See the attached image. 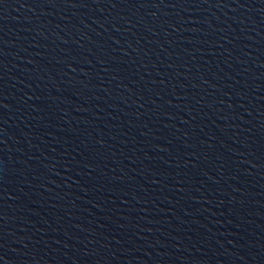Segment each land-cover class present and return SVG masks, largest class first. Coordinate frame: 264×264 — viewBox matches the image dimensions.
Masks as SVG:
<instances>
[{"label":"water","instance_id":"water-1","mask_svg":"<svg viewBox=\"0 0 264 264\" xmlns=\"http://www.w3.org/2000/svg\"><path fill=\"white\" fill-rule=\"evenodd\" d=\"M0 264H264V0H0Z\"/></svg>","mask_w":264,"mask_h":264}]
</instances>
